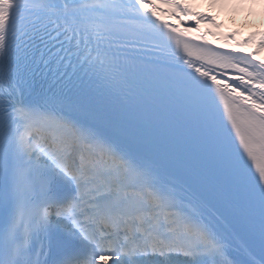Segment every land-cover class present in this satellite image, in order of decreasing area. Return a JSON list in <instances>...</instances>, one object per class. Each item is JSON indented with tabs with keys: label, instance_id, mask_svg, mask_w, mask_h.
Here are the masks:
<instances>
[{
	"label": "snow or ice",
	"instance_id": "1",
	"mask_svg": "<svg viewBox=\"0 0 264 264\" xmlns=\"http://www.w3.org/2000/svg\"><path fill=\"white\" fill-rule=\"evenodd\" d=\"M221 27L0 0V264H264V32Z\"/></svg>",
	"mask_w": 264,
	"mask_h": 264
},
{
	"label": "bare ground",
	"instance_id": "2",
	"mask_svg": "<svg viewBox=\"0 0 264 264\" xmlns=\"http://www.w3.org/2000/svg\"><path fill=\"white\" fill-rule=\"evenodd\" d=\"M221 1L223 2V0H188L195 11L212 16L217 23L222 26L218 31L225 35L238 32L240 33L238 38L244 39L251 35L252 30H255L256 33L264 32V24L255 15L242 18L238 16V14L231 12L228 16H221L220 13L223 9L227 12V9L223 6L224 4L221 3ZM218 3L221 7L219 11H216L214 7H216L215 5ZM169 22L176 23L175 20H169ZM201 29L202 32L200 34L202 35L203 32L210 30V26L202 24ZM211 30L216 31V29ZM207 39L212 42L213 47L219 48L222 43V41L216 40V38L212 36L207 37ZM223 50L232 51L233 49L231 47H225ZM258 59H264V53H261Z\"/></svg>",
	"mask_w": 264,
	"mask_h": 264
},
{
	"label": "rangeland",
	"instance_id": "3",
	"mask_svg": "<svg viewBox=\"0 0 264 264\" xmlns=\"http://www.w3.org/2000/svg\"><path fill=\"white\" fill-rule=\"evenodd\" d=\"M221 3L227 9V12L224 9L222 10L221 16H228L231 12L242 18L255 15L264 24V0H223ZM215 6V10L219 11L220 4L218 3Z\"/></svg>",
	"mask_w": 264,
	"mask_h": 264
}]
</instances>
